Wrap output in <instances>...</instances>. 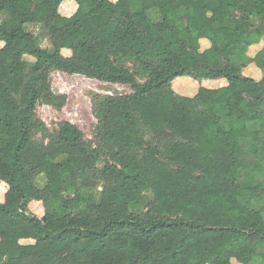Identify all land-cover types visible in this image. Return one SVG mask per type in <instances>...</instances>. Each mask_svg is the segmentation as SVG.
<instances>
[{
  "label": "trees",
  "instance_id": "1",
  "mask_svg": "<svg viewBox=\"0 0 264 264\" xmlns=\"http://www.w3.org/2000/svg\"><path fill=\"white\" fill-rule=\"evenodd\" d=\"M70 1L0 0V264H264V0ZM43 67L131 93L93 96L94 141L49 129L38 105L67 97ZM180 78L225 80L255 109L179 95Z\"/></svg>",
  "mask_w": 264,
  "mask_h": 264
},
{
  "label": "rangeland",
  "instance_id": "2",
  "mask_svg": "<svg viewBox=\"0 0 264 264\" xmlns=\"http://www.w3.org/2000/svg\"><path fill=\"white\" fill-rule=\"evenodd\" d=\"M61 9H66V7ZM159 51L166 57L172 58L174 56V51L170 47L162 46ZM40 75L43 82L50 83L54 93L65 95L67 100L65 106L60 111L46 105H38L37 116L49 129H53L60 122H70L77 126L82 131L85 138L90 141H94L96 125V120L92 115L93 96L126 95L131 93L129 87L124 85L103 83L79 75L69 76L58 72H48L45 67L42 68ZM192 85H194L193 82L191 83V87ZM184 86L191 88L189 87V80L184 82ZM173 88L178 89L177 84L173 85ZM226 97L229 99L228 101H230V103L237 102L235 98L239 99L240 97L241 101L238 100V102L241 104L239 105H242L246 110L247 102L243 101V99L247 98H244V96H238L236 92L233 91L232 96L227 94ZM244 104H246V106ZM238 110L241 111L240 109ZM190 113L194 114V109L191 107L185 110V116H188ZM24 120L27 121V117H25ZM208 133L213 139L219 134L215 128ZM163 138L162 136H152L149 141L151 144H154V146H158ZM3 192L4 184L0 183V200H2L1 197ZM29 210L36 216H42L44 212L41 202H32L29 206ZM107 221L108 219L103 220L97 228H102Z\"/></svg>",
  "mask_w": 264,
  "mask_h": 264
},
{
  "label": "crops",
  "instance_id": "3",
  "mask_svg": "<svg viewBox=\"0 0 264 264\" xmlns=\"http://www.w3.org/2000/svg\"><path fill=\"white\" fill-rule=\"evenodd\" d=\"M113 1H116V0H113ZM65 7H66V9H61V8H65ZM61 8H60V14H62L63 16L64 15L65 16H70L76 10V5H75L74 2H72L70 0H64V2L61 5ZM203 44H204L203 46H207V44L205 42H203ZM259 48L260 47L254 49V51L255 50L257 51ZM251 52H252V50H251ZM252 54H254V53H252ZM248 72L252 73V75H254L257 80H260L262 78V73L258 69L253 67L252 65L249 66L245 70V73H248ZM186 80H189V87H191V83L192 82H193L194 85H192L191 88L185 87L184 86V82H186ZM175 84H177L178 89H175V88H173V89L175 90V92L177 94L182 95V96H193V95H195V93L197 92V90L200 87L206 88V89H210V90H217L218 89L221 92L224 101L227 104L234 105L238 113L247 114V113H250V112L254 111V109H255L254 105L252 104L251 99L248 96H246V95H238V93H236L238 96H244V98H247V99H243V101L247 102L246 110L243 108L242 105H239V104H241L240 102H238V100L241 101L240 97H239V99L235 98L237 102L230 103V101H228L229 99L226 97V95L228 94V95L232 96L233 95V91H235V90H234V88L230 87L225 80H216V81L215 80H205V81H202L201 83H196L195 81H193V80H191L189 78H180V79H177L176 81L173 82V85H175ZM215 104H216V101L213 98H211V97L207 98V100L205 102V109L206 110H210ZM244 105L246 106V104H244ZM186 109H190V107H186L185 110ZM238 109H240L241 111H239ZM185 110H184V113H183L185 118H191V117L194 116L193 113H190V114H188V116H185ZM211 130H213V128H211L209 131H211ZM208 132H207V136L212 141L216 140L219 137V135H220V133H219L218 136L215 139H213V138H211L209 136ZM0 183H2V182H0ZM4 191H5V185H4ZM1 198L3 200V194H2ZM2 200H0V202H2ZM260 227L264 231V221H262L260 223ZM221 261L222 260L217 261L216 264H222Z\"/></svg>",
  "mask_w": 264,
  "mask_h": 264
}]
</instances>
